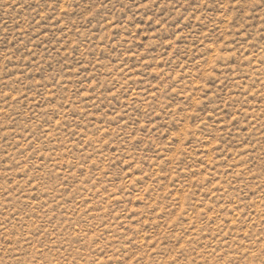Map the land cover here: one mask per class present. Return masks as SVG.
<instances>
[{
    "label": "rangeland",
    "instance_id": "rangeland-1",
    "mask_svg": "<svg viewBox=\"0 0 264 264\" xmlns=\"http://www.w3.org/2000/svg\"><path fill=\"white\" fill-rule=\"evenodd\" d=\"M0 264H264V0H0Z\"/></svg>",
    "mask_w": 264,
    "mask_h": 264
}]
</instances>
